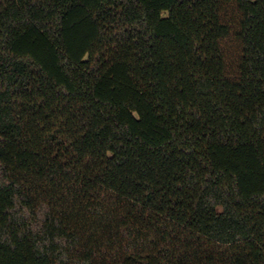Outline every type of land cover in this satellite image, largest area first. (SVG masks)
Instances as JSON below:
<instances>
[{
  "label": "trees",
  "instance_id": "16d2710c",
  "mask_svg": "<svg viewBox=\"0 0 264 264\" xmlns=\"http://www.w3.org/2000/svg\"><path fill=\"white\" fill-rule=\"evenodd\" d=\"M0 264H264V0H0Z\"/></svg>",
  "mask_w": 264,
  "mask_h": 264
},
{
  "label": "rangeland",
  "instance_id": "374dc122",
  "mask_svg": "<svg viewBox=\"0 0 264 264\" xmlns=\"http://www.w3.org/2000/svg\"><path fill=\"white\" fill-rule=\"evenodd\" d=\"M240 12L237 6L232 2H225L221 8V20L224 24L229 25L230 34L227 38L220 42V48L224 57L225 63V76L230 80H237L239 77V64L242 58V49L239 40L237 39V33L239 31ZM49 191L43 189V193ZM54 198L56 208L63 212L76 211V205L64 201L61 198L55 196ZM79 207V211H80ZM85 232L88 231L86 227ZM88 233V232H87ZM88 237V236H87ZM86 240V237L83 238Z\"/></svg>",
  "mask_w": 264,
  "mask_h": 264
}]
</instances>
